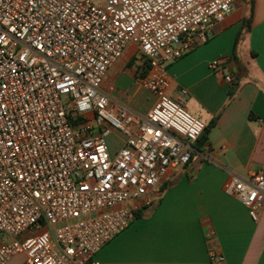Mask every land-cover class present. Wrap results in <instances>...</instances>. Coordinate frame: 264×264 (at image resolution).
I'll list each match as a JSON object with an SVG mask.
<instances>
[{
  "label": "built area",
  "instance_id": "built-area-1",
  "mask_svg": "<svg viewBox=\"0 0 264 264\" xmlns=\"http://www.w3.org/2000/svg\"><path fill=\"white\" fill-rule=\"evenodd\" d=\"M233 2L0 0V264L19 254L26 264H100L97 253L189 164L205 124L185 108L186 90L168 94L164 66L206 42ZM130 47L143 58L137 83L156 97L146 113L103 87ZM228 192L259 221L263 173Z\"/></svg>",
  "mask_w": 264,
  "mask_h": 264
},
{
  "label": "crops",
  "instance_id": "crops-1",
  "mask_svg": "<svg viewBox=\"0 0 264 264\" xmlns=\"http://www.w3.org/2000/svg\"><path fill=\"white\" fill-rule=\"evenodd\" d=\"M132 57H138L134 47L126 51L110 89L125 105L146 113L156 97L137 83L138 71L135 76L128 72ZM215 60L225 61L222 70L212 69ZM164 67L168 94L183 99L181 91L186 90L185 108L205 125L216 119L215 127L206 144L194 143L189 164L170 173L167 188L162 191L163 184L148 205L154 209L135 218L96 260L213 264L211 255L216 254L224 256L223 264H264V210L254 222L228 192L235 178L264 175V0H234L232 11L213 23L206 42H196ZM118 80L124 88L117 86ZM7 264H26V256L16 255Z\"/></svg>",
  "mask_w": 264,
  "mask_h": 264
},
{
  "label": "rangeland",
  "instance_id": "rangeland-1",
  "mask_svg": "<svg viewBox=\"0 0 264 264\" xmlns=\"http://www.w3.org/2000/svg\"><path fill=\"white\" fill-rule=\"evenodd\" d=\"M126 54V53H125ZM125 56V55H124ZM124 56H123V58H124ZM122 58V59H123ZM122 59H120L119 61H118V63H117V67H115L113 70H111L110 72H109V74H108V76L105 78V80H104V84H103V87H105V88H110V86L114 83V81H115V77H116V75H118L119 73H121L120 72V68L119 67H122V65H121V60ZM138 59H143V58H141L140 56H139V54H138V57H136L135 59H133V57H132V59L131 60H128L127 61V64H126V68L127 69H129L128 70V72L130 71V72H132L133 74H134V76H135V73L138 71V67L137 66H139V64H140V60H138ZM116 84H117V86L118 87H120V89H122V88H124V84H123V82L121 81V80H118L117 82H115ZM143 89V88H142ZM145 90V89H144ZM145 91H147V90H145ZM147 92H149V91H147ZM150 93V92H149ZM184 98H186V99H188V97H186V96H184ZM122 99H124V98H122ZM63 100L65 101V102H67V104H69L70 105V103H71V97L70 96H65L64 98H63ZM123 102V101H122ZM132 109H134V108H132ZM134 110H136V109H134ZM192 114V113H191ZM193 115V114H192ZM194 116V115H193ZM195 117V116H194ZM111 140H113V138L111 139ZM118 146V145H117ZM154 209V205H152V206H145L143 209H142V213H141V215L138 217V219H143V218H145L149 213H150V211H152ZM142 222V221H141ZM33 233L31 232H25V233H23V235L21 236V237H23V236H31ZM20 237V238H21Z\"/></svg>",
  "mask_w": 264,
  "mask_h": 264
},
{
  "label": "trees",
  "instance_id": "trees-1",
  "mask_svg": "<svg viewBox=\"0 0 264 264\" xmlns=\"http://www.w3.org/2000/svg\"><path fill=\"white\" fill-rule=\"evenodd\" d=\"M146 68L147 69L145 70V73H147L148 69L150 68V65L148 62H147ZM215 123H216V119L212 120L208 125H205V129H204L202 135L197 140L198 145H204L208 142L209 134H210L211 130L215 127ZM166 188H167V185L164 184V186H162V191H164ZM141 213H142V210L136 211L135 217L138 218L141 215Z\"/></svg>",
  "mask_w": 264,
  "mask_h": 264
}]
</instances>
